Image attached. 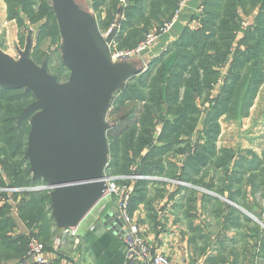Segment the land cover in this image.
Here are the masks:
<instances>
[{"label":"trees","instance_id":"16d2710c","mask_svg":"<svg viewBox=\"0 0 264 264\" xmlns=\"http://www.w3.org/2000/svg\"><path fill=\"white\" fill-rule=\"evenodd\" d=\"M177 1L153 0L149 3L151 12L145 19L147 0H124V4L120 0H93L92 8L98 12L97 24L101 31L107 29L117 13L124 15L118 47L132 49L145 39L151 28L149 25L141 28L132 25L138 22L147 24L154 18L158 23L159 16L169 20L177 7ZM4 2L8 18L15 19L21 29L18 34L20 46L28 38L31 39L29 27L37 21L38 15L55 18L51 0ZM159 4L163 5L162 13L154 11ZM201 7L202 12L196 14L200 25L197 29H183L177 39L154 56L144 70L125 81H131L133 86L123 84L116 90L111 105H114V116L121 110V119H118V123L113 120L107 123L109 161L105 173L115 176L155 174L187 183L192 188L178 187V190L183 189L188 193H185L186 199L188 197L187 210L195 208L200 194L201 208L218 217L226 213L228 228L239 227L241 224L236 220L241 218L253 226L249 229L253 239L249 238L259 241L264 260V230L243 211L220 199L225 197L264 224V209L258 214L255 206L247 205L242 190V179L248 175L245 181L247 187L261 189L264 197V147L260 156L252 150L239 156L237 150L217 146L221 132L219 121H238L248 116L264 84V0H203ZM254 11L253 25L243 28L240 13L250 15ZM103 12L105 15L102 18ZM49 21L44 19L42 27L38 29L35 36L37 44L29 55L37 66L41 64L36 61V57L50 66V59L41 58L36 46L38 39H42L46 33V27L51 24ZM239 31L242 37L233 50L219 92L212 99L210 91L220 74L219 67L227 61ZM54 70L57 80L68 78L63 65ZM131 93L135 94L134 98H128ZM33 101L34 96L26 89L7 90L0 87V188H23L40 183L32 180L25 158L29 118L18 121ZM125 101L134 102L126 105ZM142 102L143 107L140 106ZM206 102L208 106L202 112L200 107ZM136 103L138 108L135 110L133 105ZM162 105L166 106L164 114ZM133 111L135 116H130ZM167 114H172L173 118L170 119ZM158 123L161 124V130L158 137L154 138ZM200 124L201 129H198ZM190 148H193V152ZM173 155L186 156L180 167L173 163L166 164V159ZM154 182L137 180L134 183L130 213L141 203L147 202V188ZM193 188H202L207 192ZM11 195L15 200L18 198L16 193L0 191V260H4L6 254H13L11 260L15 258L17 262H22L28 251V235L18 238L22 244L16 249L5 240L8 232L16 226L14 221L18 219L28 223L29 230L37 225V235L46 240L54 236L51 230L55 229V223L51 217V200L47 191L22 193L26 196L25 200L16 205L3 201ZM14 208L17 211L16 219L11 216ZM29 235L34 236L33 232Z\"/></svg>","mask_w":264,"mask_h":264},{"label":"water","instance_id":"95a60500","mask_svg":"<svg viewBox=\"0 0 264 264\" xmlns=\"http://www.w3.org/2000/svg\"><path fill=\"white\" fill-rule=\"evenodd\" d=\"M62 38V65L69 72L59 84L45 64L29 58L31 43L18 61L0 50V87L26 89L34 101L18 121L29 118L25 158L34 182L52 190L51 217L56 232L74 231L106 194L108 166L105 123L112 94L141 70L111 61L106 41L96 22L70 0H51ZM123 234L112 208L91 228Z\"/></svg>","mask_w":264,"mask_h":264},{"label":"crops","instance_id":"0c3cea01","mask_svg":"<svg viewBox=\"0 0 264 264\" xmlns=\"http://www.w3.org/2000/svg\"><path fill=\"white\" fill-rule=\"evenodd\" d=\"M70 1L75 4V6L81 7L83 12L89 16L92 15L90 13L91 10L92 13H95L92 8V2L90 3L88 0H78L83 5L79 4L76 0ZM152 1L153 0H147L145 3L144 11H146V13L143 19L149 16V12H151V9H149V3ZM202 2L203 0H190L188 6L181 13L178 21L168 33L161 35L148 51L139 57H135V59L133 58L127 60L128 62L126 63L132 67L136 66L142 71L146 68L144 64H148V62H150L154 56L158 55L170 44H172L183 29H197L200 26L199 20L197 19V15L199 14H197L195 11L197 7L201 6ZM89 8H91L90 11ZM154 11L162 13L164 11L163 5L159 4L158 9L155 8ZM255 14L256 11L250 15H244L240 13V18L242 22L245 23L246 28L253 25ZM166 20L167 18L165 16H159L158 23L154 18L150 23L145 24V22H138L134 23L132 26L141 28L149 25L151 27L148 31L149 33L158 29L160 24L162 22L164 23ZM124 21L125 20L122 22ZM6 26L8 28H6ZM10 29L13 31L12 38L8 36V31ZM20 30L21 29L16 20L8 18L7 6L4 0H0V50L6 55L9 56L10 54L8 53L10 51L8 47L9 43L13 44L17 37L16 35L20 33ZM98 30L101 32L99 27ZM121 32L120 23V32H118L115 37L117 46L119 44L118 37ZM3 33H5V36H2ZM241 37L242 32H237L227 61L219 68V76L221 81L224 80L227 74L233 50L237 46ZM17 41L18 44H20L19 39ZM141 41H139V43ZM263 92L264 85H262V87L259 89L255 101L249 111L248 117L238 121H231L230 123H233L231 130H233L234 126L239 124L242 120H250L251 111L257 106V102L259 101ZM207 106L208 102L204 103V105L200 107L201 111L204 112V109H206ZM248 121L245 122L247 123ZM219 124L221 128L222 122L219 121ZM198 129H201V124L199 125ZM251 133L253 135L256 133L254 128H252ZM222 135L223 132L220 133L218 140H220ZM224 135L228 137V133H225ZM192 139H194V136ZM227 143L225 146L221 147L237 150L236 152L240 154L239 156L245 155L247 150H252L256 155L260 156L264 147V144L259 146L256 150L248 145H243L242 147L238 140L236 142L230 140V142L228 141ZM190 150L193 152V148H190ZM184 155L172 156V158H176V160L172 161L177 167L182 165L183 160L186 157ZM187 186L192 188L190 185ZM178 187H184V185H182L181 181L177 179H162L161 182L151 183L147 188V202L141 203L138 207H135L133 210H131V216H133L137 222L141 234L150 249L163 253L172 262V264H264L263 256L260 252L259 241L257 242L256 240H252L253 238L251 236L253 234L251 235V232H249V229L253 226L247 224L241 220V218H239L236 220L241 224L239 227L235 228L230 226L228 228L226 213H223L220 217H218L216 215L214 216L209 210L205 211L201 208L199 200L200 194L198 195L199 199L195 204V208L188 211V197L186 199L187 195L185 194L187 192L183 189L178 190ZM220 199L226 203L228 202L225 197H220ZM100 203V216H96L89 224L81 221L74 230L77 236L75 238L76 242L74 244L71 256H66L68 257V259H66L62 258L61 253L56 255L52 251H46L45 257L49 261V264L125 263V244L121 239L120 233H114L106 230L105 233L100 234V231L98 230L97 234L95 235L91 230V228L100 223L106 213L113 208L112 198H105V200L101 201ZM255 211L259 213L258 209H255ZM199 212L205 214L206 219H212L210 224H206L203 221L199 222L198 224L196 223L195 220H198L196 217ZM247 216L264 230V224L260 220L249 215ZM203 225H205V227H203ZM211 225L215 226L217 229L215 230L214 227H211L212 230L209 232L211 236L206 237L207 240H210L209 243H204L200 246L198 241L202 239L204 233L207 234V230H209L207 227ZM23 227L26 231L25 233L28 235L29 231H27L24 225ZM17 261L18 260H11L12 263H16Z\"/></svg>","mask_w":264,"mask_h":264},{"label":"rangeland","instance_id":"374dc122","mask_svg":"<svg viewBox=\"0 0 264 264\" xmlns=\"http://www.w3.org/2000/svg\"><path fill=\"white\" fill-rule=\"evenodd\" d=\"M76 1L79 4H82L78 0H76ZM92 2H93V0H92ZM90 10H91V8H89V11ZM90 13L92 14L91 16H92L93 20L96 21V23H97V21H98V18H97L98 12L92 13V10H91ZM104 15H105V12L103 13V17H104ZM44 19H46V20L50 19L49 23H51V24H49L46 27V33H44V36H43L42 39H40V40L38 39V45H36V46H37V49L39 51L38 55L41 58H47L48 57L50 59V66L48 67V65L45 64V66L47 67L46 69H47L48 74H50V76H52V77H56V79H57V76L54 73V71H55L54 68L62 66V53L60 51L61 46H62V38H61V35H60V31H59V26H58L57 20L55 21L56 16L54 18V16H48V15H41L40 14V15L37 16V21L34 22L33 25H31L29 27V30H31V33H32L31 39H29L30 43L32 45L31 49H30V52H31L33 46L35 45V43L37 44V39H35V36H37L38 29H40L42 27L41 24L44 22ZM54 23L56 25L55 30H54ZM100 25H102V24H100ZM6 28H8V27L6 26ZM4 34L5 33H3L2 36H5ZM28 34H30V31H28ZM12 35H13V31H11V29H10L8 31V36L10 38H12ZM16 36L17 37H16L15 41L13 42V44L9 43L8 47H9L10 51L8 53H10L9 54L10 58L14 59L15 61H18L19 58H20V54L23 53L24 50H25V47L27 45V41L24 43L23 46H20V44H18V41H17L18 40V34ZM0 46H1V44H0ZM118 49H120V48L118 47ZM128 60H130V59H128ZM36 61L39 64H41L40 66L44 65V60H40V59H38V57H36ZM115 63L125 64L126 62L124 63V60H123V61H117ZM146 64H144V65L146 66ZM221 66H223V65H221ZM68 76H69V72H68ZM65 81H67V79L66 80L63 79V80H60V81L57 80V82L59 84L64 83ZM130 82H124L123 84L125 86H127V85L128 86H133V83L131 84ZM221 85H222V82H221L220 76H218L217 80H215V82L213 83V87L211 88V91H210V97L212 99H214L216 97V95L218 94ZM114 95H115V93L112 94V98H111V100L109 102V107H108L105 123H111L112 120L114 121V123H118L119 122L118 119H121V116H120L121 110H120V112H117L115 116L113 114L114 105H111V102L113 100ZM118 96H119V94H118ZM131 97L134 98L135 94L131 93V96H129L128 98H131ZM128 102L129 101H125L124 104L129 105L131 102H134V101H130L129 103ZM258 102H257V106L255 107V109L251 111L250 120L249 121L245 120V119H244V121L242 120L239 124H236L234 126L233 130H231V127H232V124H233V123H230L231 121L226 120V119H221L220 120V122H222V124H221L222 131L221 132H223V135L220 138V140H217V146L218 147L225 146L228 141L230 142V140H232L234 142H236L238 140V142L241 143L242 147H243V145H245V146L248 145V146L252 147L254 150L258 149L259 146L264 144V92L260 96V99H259ZM133 106H135V110L138 108V104L137 103H136V105H133ZM140 106L141 107L144 106L143 102L140 104ZM161 109H162V113L164 114L165 110H166V106L162 105ZM163 114H162V117H163ZM167 115L170 117V119L173 118L172 114L171 115L167 114ZM130 116H135L134 115V111H133L132 114H130ZM159 117L161 118V115H159ZM247 117L248 116H246L244 118H247ZM245 121H248V122L246 123ZM236 126H240V127H236ZM252 128H254L255 131H256V133L254 135L251 133ZM160 130H161V124L158 123L155 126L154 138L158 137V134L160 133ZM225 133H228V137L226 135H224ZM172 160H176V158H172V156H169L166 159V164L167 163H169V165L172 164V163L175 164ZM120 176H124V175H120ZM146 177H149V179H147V180H153L155 182H161L162 179L172 180V179H170L168 177H162L161 175H155V174H154V176H146ZM247 178H248V175H246L242 179V190H243V193L244 192L246 193V196H245V193H244L243 200H244V202H246L247 205L255 206L258 209L259 213H260L262 211V209H264V197L262 196L261 189L255 190L253 187H250V186L247 187V183L245 182L247 180ZM181 184L184 185V186L188 185L187 183H183V182H181ZM252 184H255V182H253ZM29 187H32V186H29ZM29 187H23V188L25 189V188H29ZM1 189H4V188H0V191H1ZM197 190L201 191V192H207L206 190H204L202 188H197ZM2 192L9 193L7 191H2ZM25 192H27V191L16 193L17 194L16 197H18L16 200L12 198V195L7 200L5 198L4 199L2 198V199H3V201H5L7 203H10L12 205H16V204H19L20 202H22L23 200H25L26 196L21 195L22 193H25ZM47 192L50 193L49 191H47ZM209 193H211V192H209ZM245 198H246V201H245ZM19 199H21V200H19ZM104 200H105V198L103 200H101V201H104ZM100 202H99V204L95 205V207H93L91 209V211L83 218L82 221H84V223H88L89 224V223H91L93 221V219L96 216H98V215L100 216V211H99L100 207H101V203ZM227 203L229 205H231V206L236 207L240 211H243V213H245V214H247V215H249L251 217L256 218L255 216H253L252 214L247 212L245 209H242L240 206L232 203L231 201H228ZM11 214H12L11 216H14L13 218H15V219L17 218V211H16L15 208H14V210L11 211ZM132 218H133V216H132ZM196 218L198 219V220H195L197 224L199 222H202V221L204 223H206V224L207 223L210 224V222L212 221V219H206L205 214H203L201 212H199L197 214ZM134 221H135V219H134ZM14 222L16 223V226L11 231L8 232V235H7L6 239H5L6 242H9L10 247H12L13 249H16V248L20 247V244H22L21 241L18 240V238L21 237V236L27 235L25 233L26 231H25V229L23 227V225H24L25 228L27 229V231H29L28 232L29 234H30V232H33L34 238H36L43 245L45 252L46 251H52L56 255L61 253L62 254L61 255L62 258H66V259H68V257H66V256H68V255L71 256V254L73 252L74 244L76 242L75 238L77 236L74 231L63 232L62 235L57 236L56 227H55L54 230H51V233L54 232V236L51 237L49 240H46V238H44V237L41 238V237H39L37 235V233H38L37 225L33 226L31 228V230H29L30 225L28 223H24V222H22V221H20L18 219H16V221H14ZM203 227H205V225H203ZM211 227H214L215 230L217 229L215 226H212V225L207 227L209 229V230H207V234H209V235L204 233L202 239H200L198 241L200 246L203 245L204 243H206V244L209 243L210 240H207L206 237L211 236V234L209 233L212 230ZM140 234H141V231H140ZM141 236H142V234H141ZM214 245H215V243H214ZM12 256H13V254H6L5 259L4 260H0V262H1L0 264H18L19 262H16V263L15 262H13V263L11 262V258L10 257H12ZM14 260H15V258H14Z\"/></svg>","mask_w":264,"mask_h":264},{"label":"built area","instance_id":"2783aa9c","mask_svg":"<svg viewBox=\"0 0 264 264\" xmlns=\"http://www.w3.org/2000/svg\"><path fill=\"white\" fill-rule=\"evenodd\" d=\"M88 2H92L88 0ZM124 4V0H120ZM190 0H178L177 7L172 17L164 22L158 29L153 30L147 34L145 39L141 41L135 48L132 49H118L115 41V37L120 32V23L124 20V15L117 13L115 20L105 29L101 31V36L106 41L109 35L115 32L111 41L107 44L109 55L113 63L117 61H126L135 57L141 56L148 51L158 38L168 33L175 23L178 21L181 13L188 6ZM203 7L199 6L196 9V13L200 14ZM245 27V23L242 24ZM104 179L106 194L104 198L113 199V208L115 210L116 218L122 224L121 239L125 244V263L124 264H172V262L160 252L153 251L146 244L144 238L140 234V229L137 223L131 216L129 211L130 197L133 192L134 183L137 180H147L149 177L142 175H125L115 176L106 174ZM51 188L45 183H38L29 188H4L1 191H7L10 194L19 192H39L49 191ZM103 198V199H104ZM68 232V231H63ZM18 264H49V261L45 257V250L43 245L34 236L28 235V251L24 257L23 262Z\"/></svg>","mask_w":264,"mask_h":264},{"label":"bare ground","instance_id":"6f19581e","mask_svg":"<svg viewBox=\"0 0 264 264\" xmlns=\"http://www.w3.org/2000/svg\"><path fill=\"white\" fill-rule=\"evenodd\" d=\"M62 234H63V230H61V229L57 230V236H60Z\"/></svg>","mask_w":264,"mask_h":264},{"label":"clouds","instance_id":"9594fccd","mask_svg":"<svg viewBox=\"0 0 264 264\" xmlns=\"http://www.w3.org/2000/svg\"><path fill=\"white\" fill-rule=\"evenodd\" d=\"M41 183V182H40Z\"/></svg>","mask_w":264,"mask_h":264}]
</instances>
